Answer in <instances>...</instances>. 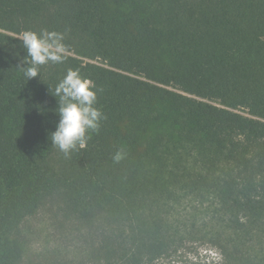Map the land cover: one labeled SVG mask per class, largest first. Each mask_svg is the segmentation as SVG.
<instances>
[{"label":"trees","instance_id":"1","mask_svg":"<svg viewBox=\"0 0 264 264\" xmlns=\"http://www.w3.org/2000/svg\"><path fill=\"white\" fill-rule=\"evenodd\" d=\"M26 30L67 49L30 81ZM69 69L103 118L65 155ZM45 209L86 230L91 264H264V0H0V264H24Z\"/></svg>","mask_w":264,"mask_h":264},{"label":"clouds","instance_id":"2","mask_svg":"<svg viewBox=\"0 0 264 264\" xmlns=\"http://www.w3.org/2000/svg\"><path fill=\"white\" fill-rule=\"evenodd\" d=\"M63 39V34L47 30L40 33L26 30L19 34L18 40L27 53L19 68L28 81L40 77L41 66L49 62H64L67 49ZM50 93L57 98L58 108L55 111L59 116L55 131L50 133L51 143L65 155L86 147L89 134L99 131L103 118V113L95 107L96 86L90 79L82 77L78 70L69 69L56 85L54 93ZM121 158L118 151L114 159L119 161Z\"/></svg>","mask_w":264,"mask_h":264},{"label":"rangeland","instance_id":"3","mask_svg":"<svg viewBox=\"0 0 264 264\" xmlns=\"http://www.w3.org/2000/svg\"><path fill=\"white\" fill-rule=\"evenodd\" d=\"M85 231L77 224L65 221L58 212L42 210L23 228L24 264H91L95 245ZM207 248L187 251L174 264H187L204 260L205 256H216L214 250ZM161 264L167 263L163 261Z\"/></svg>","mask_w":264,"mask_h":264}]
</instances>
